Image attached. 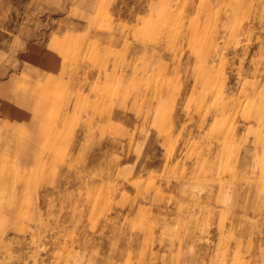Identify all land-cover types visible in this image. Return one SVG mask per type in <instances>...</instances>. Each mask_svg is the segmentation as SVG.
<instances>
[{"label":"rangeland","instance_id":"374dc122","mask_svg":"<svg viewBox=\"0 0 264 264\" xmlns=\"http://www.w3.org/2000/svg\"><path fill=\"white\" fill-rule=\"evenodd\" d=\"M0 264H264V0H0Z\"/></svg>","mask_w":264,"mask_h":264},{"label":"bare ground","instance_id":"6f19581e","mask_svg":"<svg viewBox=\"0 0 264 264\" xmlns=\"http://www.w3.org/2000/svg\"><path fill=\"white\" fill-rule=\"evenodd\" d=\"M184 22V21H183ZM120 24V23H119ZM125 105V104H124Z\"/></svg>","mask_w":264,"mask_h":264}]
</instances>
